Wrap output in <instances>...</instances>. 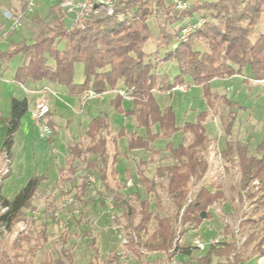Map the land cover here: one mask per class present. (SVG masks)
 Instances as JSON below:
<instances>
[{
	"label": "trees",
	"instance_id": "trees-1",
	"mask_svg": "<svg viewBox=\"0 0 264 264\" xmlns=\"http://www.w3.org/2000/svg\"><path fill=\"white\" fill-rule=\"evenodd\" d=\"M185 1L187 10L178 13L172 0H115L112 15L96 20L79 18L77 21H70L55 4L45 20H36L35 25H30L32 42L20 40L12 43L9 50L0 51V62L4 64L13 56H19L21 65L12 77L15 83L24 85L26 82L45 81L64 87L70 95L87 92L102 95L121 85L128 91L132 106L123 111L119 95L113 104L134 123L136 130L130 133L127 141L129 150L150 151L151 162L152 156L157 154L151 146L158 139L167 141L165 150L172 164L158 167L155 174L158 178H166V194L174 209L172 218L159 216L163 208L156 184L147 179L142 170L139 171V184L146 193L153 194L156 215L151 214L147 199L137 197L139 209L135 210L110 187L112 184L107 177L109 173L114 178L111 165L115 163V156L110 158L107 153L109 125L104 117H95L88 123L85 147L73 145L68 148L65 163L69 172L74 175L75 163L80 161L94 172V178L99 180L104 191L112 195L114 205L128 222L125 228L130 232L126 247L132 254L141 257L139 250L145 249L147 252H162L167 260L177 255L185 256L189 260L184 264H213L214 259H223L225 264H246L254 257L264 258V137L256 146L255 155H249L244 144L230 140L235 115L232 110L226 115L221 113L215 104L217 96L210 92L209 83L214 79L241 75L245 68L251 71L250 79L264 82V28L251 38L256 25L264 17V0ZM186 14L194 18L201 16L205 22L187 42H181L179 30L176 28L175 32L168 33L167 28L179 23ZM151 17L161 18L158 34L163 45L177 40L162 58L163 63H171L177 70L172 79L164 70L159 72L144 51L145 44L154 37L149 25ZM194 38L201 39V51L194 49ZM60 43H63L62 49H59ZM78 64L82 65L81 83L74 81ZM188 85L201 87L207 110L200 112L194 122L177 127L172 109L160 108L153 92L170 94L175 86ZM223 102L232 106L225 99ZM27 111L26 98H11L8 116H0V158L6 154L11 160L13 137ZM211 115L219 116L221 120L227 139L221 158L229 167L236 168L239 201L245 200L251 210L242 214L238 224V232L242 236L239 244L231 240L221 241L216 246L209 245L202 256L192 261V250L179 245L178 238L188 228H197L211 219L209 208L224 199L222 190L212 191L204 185L192 192L208 169L205 155L211 140L205 123ZM49 118L50 114L47 116V124L51 128L50 141L56 130ZM153 128H156L155 132ZM178 133L182 142L173 146L170 139ZM89 157L93 159L88 161ZM41 181L42 177L30 178L11 200L1 195L0 189V208H7L0 214V224L8 232L17 223L25 221L27 212L33 210L32 201ZM81 186L82 191L87 189L84 183ZM135 214L140 218L133 225ZM151 219L156 221V229L143 241L142 236ZM29 241V235L22 233L8 248L0 247V264H27L21 252L23 244ZM114 260L118 263L119 259L114 256Z\"/></svg>",
	"mask_w": 264,
	"mask_h": 264
},
{
	"label": "rangeland",
	"instance_id": "rangeland-1",
	"mask_svg": "<svg viewBox=\"0 0 264 264\" xmlns=\"http://www.w3.org/2000/svg\"><path fill=\"white\" fill-rule=\"evenodd\" d=\"M29 1L0 0L1 52L9 50L12 43H17L20 40L31 43L32 38L29 27L34 24L31 18L37 13L42 18L40 21H43L46 19L44 17L49 10L55 6V3L50 0H34L35 8H33L32 12L26 11L21 19V26L16 31L11 32L12 23L4 17L6 13L3 14V11L8 10L11 14H14L17 10L20 11V8L27 7V2ZM68 18L70 21L78 20L75 17ZM191 18L195 19L194 16ZM161 24V18L151 17L149 19V25L154 37L145 44L144 51L149 54L151 63L157 67L159 72L164 70L169 79H172L177 74V70L173 64L163 63L162 58L166 51L176 45L177 40L170 42L169 45H163L161 36L158 34V26H162ZM179 25L176 22L170 25L167 28L168 33L175 32L176 28L179 30ZM172 27H174V30ZM263 28L264 17H261L251 38L254 37V34L258 35L261 33ZM192 45L195 50L201 51L203 49L200 38H194ZM62 48L63 43H60L59 49ZM20 65L21 58L16 55L4 64L0 62V113L4 117L8 115L12 94L14 93L15 96H22L23 94L19 84L12 81L13 73ZM250 75L251 71L249 68H245L242 71L243 77L249 78ZM74 81L75 83L83 81L82 65L80 64L75 66ZM216 83L218 84L217 87L222 90L226 87L232 88L234 103L241 108L237 110L241 124L240 134L244 135L246 131L248 134L247 140L252 144L264 137V85L259 88L248 82L249 86H246L242 78H235L228 83L218 80ZM28 85L24 86L26 90L30 88ZM118 89H122V87L118 85L113 93L107 92L92 99L83 98L85 99L83 100L81 98L80 103L77 101H64L65 103L60 107L58 113L62 120H60L56 128L55 136L50 141L39 138L37 127L31 115L33 102L39 98L36 95L28 94L30 107L14 135V143L11 149L10 174L1 184L2 195L11 200L30 178L34 176L47 178V181L40 184L33 198V210L27 212V218L23 221L27 224L24 233L30 237V241L23 244L21 252L22 258L27 264H87L90 261L93 264H184L189 260V258L180 255L167 260V256L164 253L147 252L145 249L139 250L141 257H136L132 254L126 247L130 232V230L125 228L128 222L121 216V212L114 205L112 195L104 191L96 178H94V172L87 169L80 161L75 163L76 170L74 175L69 172L67 165L63 163L67 145L72 138L76 142H74V145H79L81 148L85 147L88 142L84 135V128L86 127L84 119L86 115L89 120L95 117H104L110 126L108 130L109 136H107V153L111 158L115 151L118 154L120 152L116 163L111 168L116 171L114 178L108 173V182L112 184L110 187L114 192L121 195L124 200L128 201L135 210L139 209L138 198L140 200L147 199L150 202L149 210L151 214L156 215L153 194L146 193L145 189L137 181V172L142 169L147 179L154 181L156 184V192L160 196L163 208L159 216L171 218L174 216V209L165 190L166 178H158L155 174L157 167H165L172 164L168 152L164 150L166 141L162 139L156 140L151 146L152 151H157V154L151 158L152 162L146 166L140 165L139 162L150 158V151L139 150L132 152L129 150L127 139L132 131L133 122L126 119L123 113L113 104ZM191 89V92L189 91L187 94L190 99L189 102L182 100L180 101L181 103H175L174 101L175 105L173 106L169 105L171 99L165 93L155 91L153 94L160 108L169 107L173 111V107L176 106L173 113L177 116L178 121L180 120L181 122L185 114H188V117H186L188 119L186 120L192 121L194 119L192 112L194 110L202 112L205 110V104L201 99L202 96L195 97L194 90ZM120 106L123 111L129 110L132 102L129 98H124L121 100ZM206 128L211 140L205 155L208 170L202 181L192 191L194 192L200 185H204L212 191L219 188L224 192V200L210 208L212 213L211 220L204 222L196 230L190 228L187 233L178 238L179 245L192 250L190 258L192 261L202 256L212 241H218L219 243L221 241L234 240L239 244L242 241V236L238 232V224L242 219V214L249 213L251 210L246 201L243 203L239 202L238 177L235 169L231 168L226 171L223 162L224 169L222 172L218 167H215L214 161L216 158H213L212 155L217 156L220 152L223 137L221 124L217 119L209 117L206 122ZM153 131L155 132L156 128H153ZM114 134L118 135L117 148L115 150L114 143L111 141L114 138ZM171 142L173 146L179 145L182 142L181 134L173 136ZM92 159L93 157H89L88 161ZM59 167H61V173H58ZM88 178H93L94 181L88 183ZM82 183L87 186L85 191H82ZM64 190H66V194L63 193ZM66 196L72 197L73 202L71 206L61 209ZM110 198L112 202H109ZM33 211L38 214L37 219H32L31 213ZM55 211H58L61 220L65 221L66 229H59L52 220V214ZM139 218L140 216L135 214L132 218V224L136 225ZM225 227L228 228L229 233H226ZM155 229L156 221L151 219L142 236L143 241ZM16 236L12 232L4 236L0 247L8 248ZM195 242L202 245V248L198 247ZM114 256L119 259L118 263L114 260ZM258 258H252L249 264H258ZM213 264H225V262L223 259H214Z\"/></svg>",
	"mask_w": 264,
	"mask_h": 264
},
{
	"label": "crops",
	"instance_id": "crops-1",
	"mask_svg": "<svg viewBox=\"0 0 264 264\" xmlns=\"http://www.w3.org/2000/svg\"><path fill=\"white\" fill-rule=\"evenodd\" d=\"M26 8V7H25ZM25 8L23 7V8H20V11H18L17 10V12H14V13H20V12H23V11H25ZM35 8V7H34ZM52 8H54V7H52ZM51 8V9H52ZM6 13V14H5ZM3 14H5L4 15V17L8 20V16L11 14L10 13V11H8V10H5V11H3ZM47 15H48V13H47ZM47 15L44 17V18H46L47 17ZM43 18V19H44ZM31 20L34 22V24L36 23V20H42V18H40L38 15H37V13L35 14V16L33 17V18H31ZM10 21V20H9ZM34 24H31V25H34ZM14 74V73H13ZM235 78H242L243 80H244V84L246 85V86H249V83L248 82H251L252 84H254V85H256V86H258L259 88H261L262 86L261 85H264V83H257L256 81H253L252 79H250V78H246V77H243L242 76V74L241 75H234V76H232V77H228V78H222V79H214V80H212L210 83H209V90H210V92L213 94V95H215V96H217V99L215 100V104L217 105V106H219V109H220V111H221V113L223 114V115H226L228 112H229V110H232L233 111V113H234V115H235V119H234V121H233V126H232V130H231V136H230V140H232V141H235V142H239V143H242V144H244L245 146H247V149H248V154L249 155H255V149H256V146L258 145V143L261 141V139L263 138H261L260 140H258L257 142H254V144H252L251 142H248V134H247V132L245 131V134L244 135H241L240 134V130H241V124H240V120H239V118H238V112H237V110H240L241 108L240 107H238L237 106V104H235L234 103V98H232V96L234 95L233 94V91H232V88H230V87H226L225 89H219V87H217V81L218 80H221V82H225V83H228V82H230L231 80H233V79H235ZM215 80H217V81H215ZM13 81V80H12ZM14 82V81H13ZM29 84V85H28ZM25 85H28L30 88L28 89V90H26L25 88H24V86ZM24 86L23 85H20L19 84V87H20V89H21V91L23 92V94H22V96H15V94L13 93L12 95L13 96H11L12 98H16V99H23V98H26L27 99V101H28V94H33L34 96L36 95V97H38L39 99L38 100H35L34 102H33V108H32V110L36 107V105L38 104V102H41V101H44L47 105H48V107H49V110H50V118H49V120H50V122H51V124L54 126V128H55V130H56V128L58 127V124H59V122H60V120H62V118H61V116L58 114L59 113V109H60V107L63 105V103H65L64 101H67V102H69V101H77L78 103H80V99L82 98H85L84 97V95L83 94H81V95H70V94H68L67 93V91H66V89L64 88V87H61V86H57L56 84H51V83H48V82H45V81H42V82H38V83H31V82H26V84H25ZM121 86V85H120ZM122 87V86H121ZM177 87L178 86H175L172 90H171V92H170V94H167V93H165L167 96H169L170 97V99H171V102H170V104L169 105H171V106H173V105H175V103H181L180 101H184V100H186V101H190V99L187 97V94L189 93V91H190V89L191 90H194V93H195V97H199L200 95L202 96V100L204 101V104H205V110H203V111H206L207 110V106H206V103H205V100H204V98H203V91H202V89H201V87H198V86H192V85H188V87L187 86H184V91H181V90H178L177 89ZM123 89V88H122ZM200 90V91H199ZM113 93L114 92V90L113 91H110V93ZM191 92V91H190ZM15 96V97H14ZM116 96H118L117 94H116ZM35 97V98H36ZM122 99H124V98H121V100ZM223 99H225L226 100V102H228V103H230L232 106L231 107H229L228 106V104H225L224 102H223ZM69 100V101H68ZM83 100H85V99H83ZM174 101H175V103H174ZM84 102V101H83ZM174 103V104H173ZM10 105V104H9ZM67 105V104H66ZM81 107H82V105H80ZM29 107H30V103L28 102V109H29ZM175 108H176V106H174ZM173 107V111H175V108ZM193 114V117H194V119L192 120V121H188V120H186V119H188V118H186V117H188V114H185V117L181 120V122H180V120L178 121V118H177V116L175 115V124H176V126L177 127H182L183 126V124L184 123H186V122H194L195 121V119H196V117H197V115L200 113V110H194V112H192ZM8 114H9V111H8ZM0 116L1 117H4L3 116V114L2 113H0ZM8 116V115H7ZM6 116V117H7ZM209 117H212V118H214V119H217L218 120V122L221 124V120L219 119V116H209ZM208 117V118H209ZM207 118V119H208ZM91 119H93V118H91ZM90 119V120H91ZM126 119H128V120H131V122H133L132 121V119H130V118H126ZM90 120H89V117L86 115V118L84 119V122H85V124H86V127L84 128V135H85V132H86V130H87V125H88V123L90 122ZM178 121V122H177ZM206 122H207V120H206ZM110 127V126H109ZM205 127H206V123H205ZM83 129V128H82ZM207 129V128H206ZM109 130V129H108ZM136 129L134 128V123H133V125H132V131L130 132V133H132V132H134ZM18 131V130H17ZM178 134H180V133H178ZM130 135V134H129ZM55 136V135H54ZM53 136V137H54ZM175 136V135H174ZM52 137V138H53ZM129 137V136H128ZM51 138V139H52ZM173 138V137H172ZM171 138V139H172ZM48 139V138H47ZM50 139V140H51ZM117 139H118V135L117 134H114V138H112L111 139V141H112V143H114V150H115V148H117ZM171 139H170V142H171ZM163 140V139H162ZM226 137H225V135H224V133H223V137H222V145H221V147H220V156H221V153H222V151L224 150V148H225V142H226ZM127 141H128V139H127ZM75 139H73L72 138V140H71V142L67 145V149H66V156H65V158H64V161H63V163L64 164H66L65 162H66V158H67V156H68V148L69 147H71V146H73L75 143ZM167 142V141H166ZM13 143H14V137H13ZM172 143V142H171ZM164 150H165V148H164ZM107 151H108V149H107ZM130 151H132V152H135V151H139V150H130ZM166 151V150H165ZM119 155H120V152H119V154L115 151V153L113 154V156H115V163H116V159L119 157ZM112 156V157H113ZM149 159L150 158H148L147 160H145V161H141V162H139L140 163V165L142 166V163H145V165H143V166H146V165H148L149 163H151V162H149ZM222 159V158H221ZM11 162H12V152H11ZM222 162H223V164L225 165V170L226 171H228L229 169H235V171H236V168H234V167H229V165L228 164H226L225 163V161L222 159ZM114 163V164H115ZM114 164L113 165H111L112 167L114 166ZM208 164V163H207ZM158 168V167H157ZM156 168V169H157ZM60 170H61V167H59V169H58V173H61L60 172ZM142 169H140V170H138V177H137V181H138V183H139V171H141ZM208 170V169H207ZM143 171V170H142ZM114 172H116V171H114ZM126 172H127V170H126ZM156 172V171H155ZM144 173V172H143ZM145 176V175H144ZM59 177V176H58ZM146 177V176H145ZM147 178V177H146ZM97 180V182L102 186V184L99 182V180L98 179H96ZM45 181H47V178H43L42 177V181H41V183L42 182H45ZM40 183V184H41ZM102 188H103V186H102ZM1 189V188H0ZM219 189V188H218ZM217 190V189H216ZM221 190V189H220ZM215 191V190H214ZM193 192V191H192ZM224 193V192H223ZM1 195H2V193H1ZM3 196V195H2ZM4 197V196H3ZM4 198H6V197H4ZM7 199V198H6ZM111 199V198H110ZM239 199V198H238ZM8 200H10V199H8ZM224 200V199H223ZM222 200V201H223ZM245 201V200H244ZM244 201H242V202H240V203H243ZM219 202H221V201H219ZM218 203V202H217ZM215 205V204H214ZM211 208V207H210ZM210 208H209V211H210ZM211 213V212H210ZM211 216H212V213H211ZM211 219H212V217H211ZM211 219H209V220H211ZM209 220H207V221H209ZM207 221H204V222H207ZM203 222V223H204ZM202 223V224H203ZM201 224V225H202ZM200 225V226H201ZM200 226H198L197 228H199ZM197 228H191L192 230H196ZM190 228H188L187 230H189ZM225 231H226V233H229V231H228V228L227 227H225ZM187 233V232H186ZM251 260H249L246 264H249V262H250ZM258 264H264V258L263 257H259L258 258Z\"/></svg>",
	"mask_w": 264,
	"mask_h": 264
},
{
	"label": "built area",
	"instance_id": "built-area-1",
	"mask_svg": "<svg viewBox=\"0 0 264 264\" xmlns=\"http://www.w3.org/2000/svg\"><path fill=\"white\" fill-rule=\"evenodd\" d=\"M54 2L59 9L65 14L67 17H75L76 20L79 18L82 19H89V20H96L101 19L107 16L112 15L115 7V0H50ZM172 5L175 11L178 13H182L187 10L188 3L185 0H172ZM34 0H30L27 2V7L25 11L17 13V14H10L8 16V20L11 21V31H16L21 26V19L25 15V12H32L34 8ZM205 20L203 17L198 16L195 19L189 17L188 15H183L181 21L179 22V40L181 42H187L191 34L200 28L204 24ZM257 83H264L256 81ZM178 90L184 91V87H177ZM116 94L122 98H128V91L126 89H118ZM100 95H96L92 92H87L84 94L86 99H92L95 97H99ZM50 113L48 105L44 102H38L36 107L31 111L32 118L34 119L35 125L38 130L39 138L44 140L51 136V128L47 124V116ZM213 158H216L214 161L215 167H218L222 172L224 167L222 165V159L220 153L215 156L212 155ZM218 158V159H217ZM10 165L11 160L6 154H3L0 158V187L3 180L10 174ZM93 178H88V183L93 182ZM256 184V183H255ZM66 194V190L63 191ZM73 202L72 197L66 196L63 200L62 208H66L71 206ZM109 202H112V199H109ZM108 202V204H109ZM7 211L6 207L0 208V214H3ZM32 219H37L38 214L33 211ZM52 220L57 224L59 229H66L65 221L61 220L59 216V212L55 211L52 214ZM27 228V224L25 222H19L15 225V227L8 232L5 229V226L0 224V243L4 236L10 234L11 232L13 235H19L25 232ZM198 247L202 248L198 242H195ZM218 241H212L210 246H216Z\"/></svg>",
	"mask_w": 264,
	"mask_h": 264
}]
</instances>
